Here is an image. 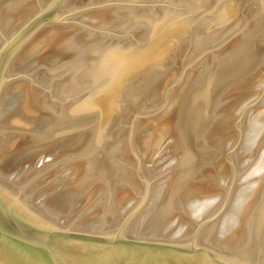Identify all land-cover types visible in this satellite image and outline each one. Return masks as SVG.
<instances>
[{
  "label": "water",
  "instance_id": "1",
  "mask_svg": "<svg viewBox=\"0 0 264 264\" xmlns=\"http://www.w3.org/2000/svg\"><path fill=\"white\" fill-rule=\"evenodd\" d=\"M0 264H264V0H0Z\"/></svg>",
  "mask_w": 264,
  "mask_h": 264
}]
</instances>
